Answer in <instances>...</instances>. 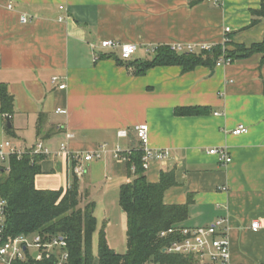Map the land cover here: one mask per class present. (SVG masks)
Masks as SVG:
<instances>
[{
  "label": "crops",
  "instance_id": "obj_1",
  "mask_svg": "<svg viewBox=\"0 0 264 264\" xmlns=\"http://www.w3.org/2000/svg\"><path fill=\"white\" fill-rule=\"evenodd\" d=\"M261 1L0 0V81L14 97L10 116L1 112L0 100V140L22 148L42 141L49 148L35 180L43 189L67 188L75 174L71 157L57 153L63 141L72 153L107 144L101 157L86 162L81 190L95 208L100 200L121 210L129 167L113 150H140L134 126L147 123L150 147L170 156L145 173L150 182L173 175L164 201L186 206L179 225L208 226L223 217L229 264H264L262 54L190 70L180 64L146 67L164 46L262 41L264 18L253 23L252 13ZM107 39L137 49L124 60L119 47L101 45ZM187 106L206 111L176 113ZM241 124L248 132L235 134ZM122 129L127 136L119 135ZM212 147H226L232 161L209 153ZM253 221L260 223L257 230Z\"/></svg>",
  "mask_w": 264,
  "mask_h": 264
},
{
  "label": "trees",
  "instance_id": "obj_2",
  "mask_svg": "<svg viewBox=\"0 0 264 264\" xmlns=\"http://www.w3.org/2000/svg\"><path fill=\"white\" fill-rule=\"evenodd\" d=\"M256 23L264 18V0L260 8L252 11ZM230 44L234 45L231 49ZM225 53L228 57L245 58L262 54L264 39L251 46L226 40L211 50L178 53L168 46L158 49L153 65L180 64L190 70L200 64L216 65ZM1 112L13 113L14 97L5 83L0 81ZM206 111L200 106L177 107L178 115H196ZM142 150L129 156V181L120 189V205L127 214V251L119 253L111 247L104 231L99 236L98 264H191L192 256L164 252L172 239L161 237V231L178 226L187 218L184 205L167 204L164 195L173 185V175L163 174L158 182H150L143 167ZM44 155L26 154L20 159L10 158V168L0 163V193L6 199V226L9 234H60L69 241L70 264H93V236L97 228L95 202L86 201L78 176L73 174L67 188L43 189L36 186V176L42 172Z\"/></svg>",
  "mask_w": 264,
  "mask_h": 264
},
{
  "label": "built area",
  "instance_id": "obj_3",
  "mask_svg": "<svg viewBox=\"0 0 264 264\" xmlns=\"http://www.w3.org/2000/svg\"><path fill=\"white\" fill-rule=\"evenodd\" d=\"M216 4L220 0H213ZM23 21H27L26 15L22 16ZM227 31L230 29L227 27ZM103 47H119L121 49V57L124 60L130 59L137 49L135 43H121L113 39L103 40ZM215 44L203 43L197 45L176 44L173 50L181 52H195L197 50H211ZM233 59L225 53L219 58L217 64L231 63ZM56 81L57 77H53ZM64 88L65 84L60 85ZM60 111V109H58ZM134 132L137 136L140 147L143 152L142 160L144 169H148L152 162L165 161L170 152L167 149H155L149 145V127L147 123H140L134 126ZM235 134L248 132V127L241 124L233 131ZM120 136H127L128 131L122 129L119 131ZM73 137V134L67 133V139ZM107 149V144H103L99 150L80 153H72L68 147V141L60 144L58 154L65 157H71L75 162L74 171L78 177H82L86 173V162L101 157L102 153ZM209 153L217 155L223 162L232 161L231 155L226 147H212ZM133 150H123L117 146L113 150L116 159L128 160ZM44 155L48 156L51 151L39 141L32 147L22 148L9 139L0 140V163L10 168V158L16 156L19 159L24 155ZM6 205L7 201L0 193V264H70L69 241L66 236L56 234L48 235L43 233L34 234H18L12 235L7 231L6 226ZM260 227L259 221H253L252 228L257 230ZM161 237H169L172 239L164 248V252L169 254L180 253L192 256L194 261L191 264H229L231 255V243L228 234L226 219L217 218L208 226L184 227L172 226L161 231ZM156 264V263H149Z\"/></svg>",
  "mask_w": 264,
  "mask_h": 264
},
{
  "label": "rangeland",
  "instance_id": "obj_4",
  "mask_svg": "<svg viewBox=\"0 0 264 264\" xmlns=\"http://www.w3.org/2000/svg\"><path fill=\"white\" fill-rule=\"evenodd\" d=\"M85 176L78 177L80 180ZM94 210L97 217V228L93 236V264H98L99 260V236L104 231L108 237L109 244L119 253L127 251V228L128 220L126 212L115 209L108 201H97ZM118 208V207H117ZM120 211V214L118 212ZM124 211V210H123Z\"/></svg>",
  "mask_w": 264,
  "mask_h": 264
}]
</instances>
